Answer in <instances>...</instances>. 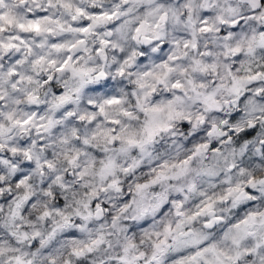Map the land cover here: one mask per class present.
Returning <instances> with one entry per match:
<instances>
[{
    "label": "clouds",
    "instance_id": "1",
    "mask_svg": "<svg viewBox=\"0 0 264 264\" xmlns=\"http://www.w3.org/2000/svg\"><path fill=\"white\" fill-rule=\"evenodd\" d=\"M0 264H264V0H0Z\"/></svg>",
    "mask_w": 264,
    "mask_h": 264
}]
</instances>
